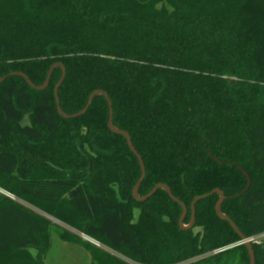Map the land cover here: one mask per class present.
Listing matches in <instances>:
<instances>
[{
	"label": "trees",
	"instance_id": "1",
	"mask_svg": "<svg viewBox=\"0 0 264 264\" xmlns=\"http://www.w3.org/2000/svg\"><path fill=\"white\" fill-rule=\"evenodd\" d=\"M55 63L65 113L94 91L110 96L145 164L140 196L167 185L188 225L194 198L220 189L240 231L264 233V0H0V78L22 72L40 86ZM61 75L42 91L19 76L0 84V188L137 264H228L230 253L249 264L217 194L197 203L191 230L164 190L133 197L142 168L109 131L106 99L64 119ZM50 225L0 193V264H44ZM65 237L92 264H131ZM254 251L264 264V241Z\"/></svg>",
	"mask_w": 264,
	"mask_h": 264
},
{
	"label": "water",
	"instance_id": "2",
	"mask_svg": "<svg viewBox=\"0 0 264 264\" xmlns=\"http://www.w3.org/2000/svg\"><path fill=\"white\" fill-rule=\"evenodd\" d=\"M57 68L61 69L62 75H61L60 80L57 82V84L54 87V96H55V100H56L57 111H58L59 115L61 117H63L64 119L78 118L80 116H83L84 114H87L86 112L88 111V109L92 105V102H93L95 97H98V96L101 95V96H104V98L106 99L108 107H109V114H110L109 118H108L109 131L113 132L114 134L121 135V136H123L125 138L129 149L136 156V158H137V160L139 162L140 168H142L141 169V175H140L138 181L136 182V184L134 185L133 190H132L133 197L137 201L144 202V201L148 200L149 198H151L158 190H164L167 193L168 197L172 201H174L175 203L180 205V207L182 209V215L180 216L179 222H178L179 227L181 229H183V230H191V229L194 228V226L196 224L195 223V219H196V205H197V203L199 201L203 200V199H206V198H208L210 196H213V195L217 194L219 196V199H218V201L216 202V205H215L216 206L215 207V211H216L217 216L220 219H222V220L228 222L229 224H231L230 226L233 228V230L236 232V234L240 237L241 242H243L241 244H244L245 247L248 250L249 260H250L249 264H256L257 260H256V257H255L254 244L251 241H249L248 238L240 231V229L235 224V222L228 215L223 213V211H222L223 203L227 199V196L220 189H215V190L211 191L210 193H207V194H204V195H201V196H198V197L194 198V200L191 203L192 206L190 207V209H191V218H190V224H188V225L185 224V219H186V217L188 215V209L186 207L187 205H185L181 200H178V198L173 195L171 189L167 185L158 184V185H156V187H154L145 196H140L139 195V189H140L141 184L144 181V178L146 176L145 164H144L143 159L141 158L140 154L138 153V150H136L135 146L133 145L130 135L126 131L119 130L118 128L115 127V125H114L113 103H112V101L110 99V96L106 92L101 91V90L94 91L89 96L88 101H87L85 107L82 110H80L79 112H77L75 114L65 113L62 110V108H61V103H60V98H59V96H60L59 95V89H60L61 85L63 84V82L65 80V77H66V68L61 63H55L49 68L46 80L40 86L35 85L30 80V78L26 74H24V73L22 74V72H11L10 74L0 78V84L3 83L10 76H19V77L23 78L26 81V83L28 84V86L30 88L38 90V91H42V90H45L46 88H48V86L50 84V80L52 78V73ZM245 175L247 176L246 173H245ZM247 180H248V186H247L246 190L243 191V193L245 191L249 190L250 185H251V180H250V178L248 176H247Z\"/></svg>",
	"mask_w": 264,
	"mask_h": 264
},
{
	"label": "rangeland",
	"instance_id": "3",
	"mask_svg": "<svg viewBox=\"0 0 264 264\" xmlns=\"http://www.w3.org/2000/svg\"><path fill=\"white\" fill-rule=\"evenodd\" d=\"M23 125H29L30 124V118L29 116H25L23 122ZM0 193L13 198L14 200L19 201L22 205L29 208L30 210L41 214L44 218L49 220L51 223L50 225V237H48V244L49 249L47 251V255L44 260V264H92L91 263V255L88 252V249L81 245L80 243H71L67 241L65 238L66 233H69L71 235H74L76 237H79L85 241H89V243L101 247L102 249H105L117 256L118 254L111 251L106 246L96 242L95 240L89 238L88 236L84 235L83 232L72 228L71 226L67 225L66 223L60 221L59 219L54 218L53 216H50L49 214L41 211L40 209L32 206L28 202L17 198L15 196L10 195L7 191L0 188ZM33 253H35L33 251ZM217 252H213L215 254ZM212 253L206 255L210 256L213 255ZM204 256V257H206ZM238 254L236 253H230L228 255H224L223 259L227 260L228 264H236L235 262L231 263L235 257H237ZM120 258L124 259L125 261L131 263V264H137L134 261L129 260L128 258H125L124 256H119ZM203 258V257H201ZM201 258H197L192 260V262L199 260ZM223 260V261H224ZM190 262V261H189Z\"/></svg>",
	"mask_w": 264,
	"mask_h": 264
},
{
	"label": "built area",
	"instance_id": "4",
	"mask_svg": "<svg viewBox=\"0 0 264 264\" xmlns=\"http://www.w3.org/2000/svg\"><path fill=\"white\" fill-rule=\"evenodd\" d=\"M249 241H251L253 244H261L264 241V233L260 234L259 236L256 237H252L248 239ZM225 250V249H224ZM223 250H219L217 251V253L221 252Z\"/></svg>",
	"mask_w": 264,
	"mask_h": 264
}]
</instances>
